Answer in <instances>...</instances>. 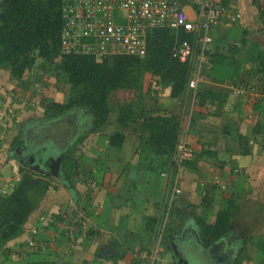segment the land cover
<instances>
[{"label": "crops", "instance_id": "crops-1", "mask_svg": "<svg viewBox=\"0 0 264 264\" xmlns=\"http://www.w3.org/2000/svg\"><path fill=\"white\" fill-rule=\"evenodd\" d=\"M216 2L219 6L240 13L241 19L231 25L221 22L213 27L210 32L212 41L207 45L206 50L212 46L216 47L218 52H224L228 45H239L243 38L257 42L264 50V18L261 17L264 14V0H216ZM206 69L208 74L202 75L197 91L208 90L216 96H221L222 105L216 98L210 106L201 108L193 106L195 94H191L190 91L180 99L169 96L170 88L155 93L154 91L158 89H155V82H152L151 96H146L149 110H156L161 115L179 113L187 117L184 133L189 127L192 108L204 115V118L196 121L194 128L196 133L185 134L180 139V141L185 140L196 155H202V159L197 161L199 171L194 172L193 177L185 169L180 173L181 180H184L183 182L186 180L187 183H181L184 186L182 194L173 204L176 214L170 219L172 221L170 226L174 227V239L170 251L173 258L163 251L156 259L161 247L160 234H157L159 236L155 243L154 240L146 243L148 233L140 231L145 218L156 213L160 221L157 231H163L167 197L172 184L168 182L169 176L163 178L164 176L152 170L148 164L149 159L144 158L140 164L139 151H137L138 138L131 131H126L127 140L122 147L126 148V152L110 163L107 160L103 161L107 150V143L103 141L104 136L87 133L80 144L83 145L82 147L85 146L87 153H82L80 158L82 162L87 161L88 164L76 171L80 174L76 179L72 177L70 169L59 181V171L55 177L46 174V170L38 173L29 169L28 166L23 165L25 161L21 163L19 183L13 185L6 199L0 202V264H178L177 261H180V264H191L192 259H198V249L208 257L216 254L213 246L221 245L219 240L232 243L233 255L238 246H241L237 249L238 252L256 253L260 248L261 238L264 239V141L262 140L264 132L259 129L264 125V91L256 80L255 67L249 63L243 65L236 77L231 67L211 69V65H208ZM149 81L145 79V87ZM133 99L135 96L129 91L117 90L111 93L110 101L114 111L111 113L113 129L118 127L115 112L118 105L131 102ZM69 115L70 113L65 114L63 119H54L47 118L48 115L44 113L46 119L30 124L25 137L20 138L21 141L27 145L31 136L42 134L60 142L61 147L57 157L58 155L62 157L65 147L67 148L75 139L73 135H77L75 129L78 128L79 132L82 129L81 125L73 127L70 123L71 125H68L70 130L65 136L64 129L67 126L59 127V124L60 121L73 122L76 119L75 112ZM74 122L81 124L80 121ZM206 125H210L208 127L212 134L210 136L207 130L206 132L204 130ZM224 128L228 130L232 128L246 139L247 145H244V149H241L239 140L235 139L234 146L227 147V152L223 153L225 142L231 139V135L224 131ZM1 132L0 129V150L2 149L0 174L3 175L5 171L10 170L13 158H10L11 154L5 150V143H11L22 134V131L9 140L7 137L2 139ZM105 132V134L110 133ZM88 135L93 137V143ZM23 144L20 146L22 147ZM40 148L42 147L35 148L38 149L35 151L25 149L22 152L34 160L35 157L36 160L40 159L41 165ZM24 154L21 153L23 156ZM37 154H40L38 158ZM57 157H46L45 161ZM20 167L19 171H21ZM11 171L14 172L13 169ZM137 174L144 176V181L135 186L133 175L137 177ZM5 179L8 180L9 176ZM2 181L3 179H0V189L5 187ZM135 181H139V176ZM76 191L79 197L84 194L85 198H75ZM59 197L63 198V201L57 204L56 198ZM155 204L161 206V210H158ZM247 204L254 208L248 209ZM81 208H88L85 213L93 216V224L97 229L95 235H89L84 230L79 232V228H76L74 224L76 212ZM220 210L225 211L228 216L227 231L212 244L202 245L197 220L204 218L207 223L212 224ZM25 212L26 216L16 224L17 216ZM73 213L75 218L72 216ZM249 213L252 219L254 217L253 220ZM40 217L45 218L44 223L39 222ZM247 218L250 219L247 221ZM253 221L260 238L257 241L252 240L253 233H248V229L253 227ZM32 230H36L37 233L32 234ZM7 238L9 239L6 240ZM191 239L195 243L196 250L191 248ZM30 241L37 245L34 250L28 247ZM147 253H154L153 263L145 260L144 256ZM247 256L240 264L255 263L250 256ZM215 257L217 264H223L220 255L217 254Z\"/></svg>", "mask_w": 264, "mask_h": 264}, {"label": "trees", "instance_id": "trees-1", "mask_svg": "<svg viewBox=\"0 0 264 264\" xmlns=\"http://www.w3.org/2000/svg\"><path fill=\"white\" fill-rule=\"evenodd\" d=\"M181 1L185 5L189 3V0ZM64 4V0H0V71L8 72L13 81L23 84L27 88L24 75L39 67L41 61L43 64L49 65L46 68L51 69L53 74L47 73V77L60 75L62 84L68 86V91L63 102L48 100L49 103L45 107L47 118L63 119L65 114L84 112L91 120L88 134H102L103 141L107 143V151L110 152L121 150L127 140L126 131H131L138 138L137 151H139L140 164L144 158H147L152 170L157 171L160 175L167 173V176L170 177L172 172L178 173L175 161L178 157L176 146L185 134L194 135L196 133L194 129L196 121L204 118V115L192 108L189 127L184 133L187 117L185 118L179 113L161 115L156 110H149L146 105V96H151L153 92L151 91L152 82H155V89L158 88L154 91L155 93L164 88H170L169 96L173 99L184 98L187 95L191 65L189 63L182 64L172 58V51L176 42L187 40L193 43V38L184 34L183 31L176 33L172 29H155L148 35L147 51L143 58L114 56L98 61L90 55L65 54L62 52L60 41L67 22L62 13ZM261 17L264 18V14ZM216 51V47L212 46L205 51L202 74H208L206 66L211 65V69L231 67L234 69L236 77L243 65L249 63L255 67L256 80L264 91V50L257 42L243 38L239 45H228L224 52ZM145 79L150 80L146 84L147 87L144 85ZM117 90L129 91L134 94L135 99L118 105L115 110L118 127L112 129L113 131H110L109 134H105L107 126L112 125L111 113L114 112L110 96ZM216 98L222 105L223 98L221 96H216L208 90H199L194 95L192 105L199 108L210 106ZM227 127L229 128V126ZM259 129L264 132V125ZM223 130L231 135L227 128ZM234 132L236 133L235 139L239 140L241 149H244V145H247L246 139L237 131ZM19 135L10 143L12 147L24 143ZM86 136L73 135L75 139L70 142L67 148L65 147V151L63 150L59 165H62L76 151V147L82 143ZM262 140L264 141V137ZM25 146L27 147L26 144ZM188 147L191 148L189 145ZM192 153L193 157L181 163L179 170L185 167L190 168L191 172V168H196L194 172L199 171L197 161L202 159V155H196L193 149ZM82 166L83 162L80 158L74 163L72 170L70 169L73 178L76 179L80 176L76 171ZM20 169L19 172H22L21 167ZM135 180H137L136 175L133 182ZM6 197L7 194L0 196V202ZM173 204V201H169L168 194L163 231H157L160 222L156 216L157 213L145 218L146 220L141 224V231L148 233V237L145 239L146 243L153 240L155 243L159 236L157 234H160L161 247L156 259L163 251L166 254L169 253L173 258L170 253L171 242L174 239V227L170 226L172 222L170 219L173 214H176ZM155 207L161 210L159 205L155 204ZM158 212L160 213V211ZM72 216L75 218L74 213ZM74 218L73 220H75ZM227 218L226 212L222 210L217 213L216 220L212 224L207 223L204 218H197L200 228L199 239L202 245H210L224 235L229 226ZM74 224L77 229L79 228V232L84 230L89 235H95V231H97L91 227H86L85 230L81 220L76 219ZM259 244L260 248L256 252L258 255L255 256L256 258L253 256L254 264H264L263 238ZM243 255L245 256V253Z\"/></svg>", "mask_w": 264, "mask_h": 264}, {"label": "built area", "instance_id": "built-area-1", "mask_svg": "<svg viewBox=\"0 0 264 264\" xmlns=\"http://www.w3.org/2000/svg\"><path fill=\"white\" fill-rule=\"evenodd\" d=\"M64 1L62 13L67 22L60 41L65 54L90 55L98 61L114 56L143 58L147 51L148 35L155 29H172L176 33L183 31L190 35L193 43L187 40L176 42L172 58L191 65L187 90L193 95L202 81L205 51L212 41V28L221 22L231 25L241 19L240 13L219 6L216 0H189L187 5L181 0ZM176 148L178 157L175 161L179 174L181 163L191 159L193 153L185 140L180 141ZM165 175L163 173L161 176ZM174 178L177 179V174ZM171 188L170 202L180 191L175 183ZM6 194L5 188L0 189V196ZM85 210L79 209L76 219L82 221L83 228L97 230L93 216L87 215ZM44 220V217L39 218V222L44 223ZM36 233V230H32V234ZM28 247L34 250L37 245L30 241ZM144 258L153 263L154 253H147Z\"/></svg>", "mask_w": 264, "mask_h": 264}, {"label": "rangeland", "instance_id": "rangeland-1", "mask_svg": "<svg viewBox=\"0 0 264 264\" xmlns=\"http://www.w3.org/2000/svg\"><path fill=\"white\" fill-rule=\"evenodd\" d=\"M247 13H248V11H247ZM46 67H49V65H47L45 63L43 64L41 61V62H39V67H37L36 69H33L32 71H30L29 73H26L24 75V81L27 83V88L23 84H18V82L13 81L10 78L8 72L0 71V129L2 131L1 132L2 139L6 138V137L8 138V140L12 139V137L17 135V133L21 132V131H22L21 138H24L25 132L28 129L27 127L30 124H32L36 121H38V122L44 121L46 119L44 117V113H45V107L49 103L48 100L49 101L53 100L54 102H63L65 100V96H66L67 91H68V86L62 84V81L60 79V75H58V74L54 77H47V73L53 74V72L51 69H48ZM78 114L79 113L77 112L76 113L77 116L75 115L76 119H74V121L75 120L80 121L81 124H79V122H74V121L70 122L69 120L65 121V122L68 124L71 123L73 127H76V125H81L82 129L80 130V132H79L78 128L75 129V132H77L76 136L80 137L83 135H87V133H88L87 131L90 128L91 120H90V117H88L84 112L80 113L79 115ZM205 127L208 128V127H210V125H208V126L206 125ZM206 128H204V130H205V132L207 130L208 136L212 135L209 128L208 129H206ZM112 129H113V125H110V126H107L106 131L110 132V131H112ZM228 131L231 132V139L229 141L225 142L223 153L227 152L226 151L227 147H230V146L232 147L236 143L235 142L236 133L234 132V130L232 128H230ZM89 137H91V136H89ZM90 139H92L91 142L93 143L94 142L93 137H91ZM206 139H208V137H206ZM99 142H100V139H99ZM89 144L91 145V143H89ZM82 146L83 145H79L78 147H76L77 150H76V152H74L73 156H69V158L66 161H64V163L62 165H59V173H60V175H59L60 178H58L59 181L62 180V176L64 175V173H67L69 171V169L72 170L74 163H76V161H79L81 154L87 153V151L85 150V146L84 147H82ZM93 146H94V144H93ZM36 147H42L43 148V149L42 148L39 149L40 151L41 150L43 151L42 157H41L42 163H43L45 161L46 157H55L59 153L61 145H60V142H58L52 138H48L47 136H43L42 134H36L35 136H31L27 141V147L24 144L22 147L21 146L12 147L10 143H5V150L7 151V153L11 154L10 158L13 157L11 159L12 166H11L10 170H8V172L5 171L3 173V175L0 174V179H3L2 185H5L4 188L6 189L8 194L11 192L10 189L12 188V186L16 185V183L19 182L18 179L20 180V175H21L19 173V167L22 165L20 162H16L17 161L16 154H15L16 149L20 148V152H22V150L24 151L25 149H27V151L28 150L35 151V150H38V149H35ZM125 152H126V148H122L121 150H119V151L117 150L116 152L115 151L110 152V151L105 150V159L103 158L104 160L103 159L102 160L103 161L107 160L110 163V161H114L116 158L121 157ZM37 153H38V151H37ZM39 156H40V154L39 155L37 154V158ZM112 157H114V158H112ZM85 164H88V162L83 161V165H85ZM11 169H13L14 172L11 171ZM182 169H185L187 171V173L190 174V176H192L193 174H195L194 171L196 168L195 169L191 168L192 172L190 171V168L187 169V168L183 167ZM182 169L180 170L179 173H181L183 171ZM165 174L167 175V173H165ZM176 174H177V179L174 178V175H176ZM166 175L163 178H165ZM180 175L178 173L172 172L170 174L169 179H168V182H170L171 184L175 183L180 190L179 194L174 195L175 198L173 200H171L174 203L178 199V197L181 196V194H182L181 193L182 187H184V186H182L181 183H185V182L187 183L186 180H185V182H183L184 180H181ZM8 176H9V179L8 180L5 179ZM133 176H135V175H133ZM138 176L140 179L138 182L135 181V186L140 185V183L142 181H144V176H141V175H138ZM138 176H137V178H138ZM126 177L129 178V176H127V175H126ZM186 179H189V178H186ZM76 185H78V184H76ZM171 190H172V188H171ZM170 191H169V194H170ZM74 196H75V198H78V199L85 198L84 194L81 195V197H79V194L77 191L75 192ZM56 201H58L57 204H60L59 202L62 203L63 198H60V197L56 198ZM246 207L250 210H251V208H254L253 206H251L249 204H247ZM76 208H79V207H76ZM85 209H88V208H85ZM160 209H161V206H160ZM26 214H27L26 212L23 215H21V213H20V215L17 216L18 218H17L16 224L19 223L21 221V218L25 217ZM248 215L250 216V213ZM246 217H247V215H246ZM250 218L252 219L251 216H250ZM250 218H247V221ZM253 219H254V217H253ZM165 221H166V219H165ZM24 230L27 231L25 227H24ZM256 230H258V229L255 225V222L253 221V227L248 229V233H250V234L253 233V236H252L253 239L252 240H254V241H257L258 239L260 240L259 235L256 232ZM140 231H141V229H140ZM140 231L137 230V233H140ZM12 238L13 237L11 236L10 239H12ZM8 239L9 238H7L6 240H8ZM191 241H192V239H191ZM242 241H243L242 243H244V239H242ZM219 242L221 243V245H217L216 247L213 246V249H215L216 254H213L212 256L210 255V257H208V255L207 256L203 255L202 251L198 249V251H197V258L198 259H196V258L192 259L191 264H217L216 259H215L216 258L215 256H217V254L220 255V257H222L223 264H237V263L240 264L242 262V259L246 255L250 256L252 258V261L254 260L253 256L255 257L256 255H258L256 253H250V252H248V253L238 252L237 249L238 248L240 249L241 246H238V248L235 250V254L233 255L232 253L234 251V248H233V245L230 241H227V240L220 241L219 240ZM191 243H192L191 248L196 250L195 243H193V241ZM248 249H250V248H248ZM244 253H245V256L243 255ZM212 260H214V262Z\"/></svg>", "mask_w": 264, "mask_h": 264}, {"label": "water", "instance_id": "water-1", "mask_svg": "<svg viewBox=\"0 0 264 264\" xmlns=\"http://www.w3.org/2000/svg\"><path fill=\"white\" fill-rule=\"evenodd\" d=\"M33 160L34 159L32 157H30L29 161L26 163V165L27 166L31 165ZM39 161H41V160L38 159V163H36V165H35L36 168H37V170L34 169L35 172L42 173L45 169H47L46 174L53 175L55 177L57 176L58 171H59V163L61 161V156H58L56 159H49L47 161H44L43 163H41V165L39 164ZM17 162L22 163L23 161L22 160H20V161L17 160ZM177 262H178V264H180V261H177Z\"/></svg>", "mask_w": 264, "mask_h": 264}, {"label": "flooded vegetation", "instance_id": "flooded-vegetation-1", "mask_svg": "<svg viewBox=\"0 0 264 264\" xmlns=\"http://www.w3.org/2000/svg\"><path fill=\"white\" fill-rule=\"evenodd\" d=\"M60 124H61V125H60ZM60 124H59V127L67 126V127L64 129V131L66 132L65 136H67V135H68V131L70 130V129L68 128V125H70V124H68V123H66V122H61V121H60ZM37 129H38V128H37ZM48 131H51V129H48ZM21 153L24 154V152H20L19 149H16V151H15L16 158H17L18 161H20V160L25 161L23 165H24V166H27L26 163L29 161L30 156H27V155H25V154H24V156H23V155H21ZM22 156H23V157H22ZM58 156H59V155H58ZM56 157H57V155H56ZM37 162H38V160H36V157H35V160H33L32 165H28V168L31 169V170H34V169L37 170V168H36V166H35ZM40 162H41V161H39V164H40ZM45 170L47 171V169H45Z\"/></svg>", "mask_w": 264, "mask_h": 264}]
</instances>
